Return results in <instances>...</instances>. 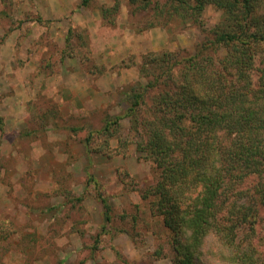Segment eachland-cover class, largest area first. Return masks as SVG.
<instances>
[{
    "label": "rangeland",
    "instance_id": "1",
    "mask_svg": "<svg viewBox=\"0 0 264 264\" xmlns=\"http://www.w3.org/2000/svg\"><path fill=\"white\" fill-rule=\"evenodd\" d=\"M68 2L0 0V264H172V232L142 198L158 171L137 149L124 92L168 56L194 54L221 11L149 27L150 5ZM162 88L148 89L145 116ZM115 116L118 130L100 132Z\"/></svg>",
    "mask_w": 264,
    "mask_h": 264
},
{
    "label": "trees",
    "instance_id": "2",
    "mask_svg": "<svg viewBox=\"0 0 264 264\" xmlns=\"http://www.w3.org/2000/svg\"><path fill=\"white\" fill-rule=\"evenodd\" d=\"M127 1L133 12L150 5L149 27L174 18L200 24L208 5L221 11L194 54L168 56L154 69L162 73L124 92L137 149L158 171L142 198L154 197L172 232V264H264V0ZM161 84L145 116L147 91ZM120 118L104 120L100 132L117 131Z\"/></svg>",
    "mask_w": 264,
    "mask_h": 264
},
{
    "label": "crops",
    "instance_id": "3",
    "mask_svg": "<svg viewBox=\"0 0 264 264\" xmlns=\"http://www.w3.org/2000/svg\"><path fill=\"white\" fill-rule=\"evenodd\" d=\"M59 0H44V4L45 5H47V4H49L50 5V7L51 8H53V6L55 7V8H63L64 6H69V2H68V0H65V2L64 1H60V2H58ZM37 9H38V11L40 12V13H42L43 11H42V8H41V4L40 3H38L37 4ZM43 14V13H42ZM1 30V29H0ZM15 34H12V35H10V36H8V37H13Z\"/></svg>",
    "mask_w": 264,
    "mask_h": 264
}]
</instances>
